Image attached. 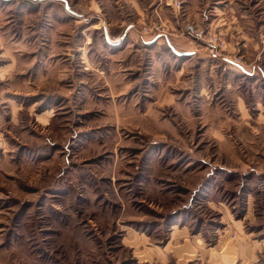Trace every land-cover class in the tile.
<instances>
[{
	"label": "rangeland",
	"instance_id": "rangeland-1",
	"mask_svg": "<svg viewBox=\"0 0 264 264\" xmlns=\"http://www.w3.org/2000/svg\"><path fill=\"white\" fill-rule=\"evenodd\" d=\"M71 1L83 9L89 0ZM184 1L168 4L172 18L183 14ZM245 3L248 25L260 21L264 33V0ZM155 8L135 30L179 36L171 18ZM68 14L61 16L72 23ZM207 41L217 46L216 56H230L219 31ZM211 46L206 51L213 55ZM156 49L150 77H139L124 95L114 94L105 80L90 79L81 93L65 83L39 122L47 105L32 108L26 73L13 111L0 104V264H179L171 250L197 238L219 251L226 240L237 243L231 247L238 256V241L246 238L260 245L251 264H264L259 112L245 117L235 94L214 95L207 62L198 78L189 73L182 86L165 81L180 62L169 50ZM232 57L245 63L240 54ZM159 88L175 100L162 103ZM194 247L201 257L202 249Z\"/></svg>",
	"mask_w": 264,
	"mask_h": 264
},
{
	"label": "crops",
	"instance_id": "crops-1",
	"mask_svg": "<svg viewBox=\"0 0 264 264\" xmlns=\"http://www.w3.org/2000/svg\"><path fill=\"white\" fill-rule=\"evenodd\" d=\"M245 1L185 0L183 14L172 18L168 6L171 0H89L83 9L71 0H0V104H7L13 111L17 105L13 96L24 88L21 80L26 73H30L29 94L34 96L32 108L47 105L36 116L39 122L48 118L45 116L48 104H55L65 83L78 87L81 93L90 79L94 84L105 80L114 94L124 95L139 77H150L154 61L152 49L160 47L169 50L180 62L173 73L170 70L165 81L178 80L182 86L189 73L194 74L193 79L198 78L203 73L202 63L207 62L208 79L212 81L209 90L214 95L219 91L221 96L235 94L236 105L245 117L249 111L259 112L256 119L259 126L264 123V33L260 21L254 28L248 25V12L241 9ZM153 8L171 18L179 36L146 35L135 30L150 21ZM63 11L74 19L72 23L68 22L70 18L61 16ZM24 23L30 27L29 35L22 31ZM57 31L62 34L61 38ZM215 31L226 41L225 54L230 56L222 58L207 53L206 48L211 45L207 39ZM188 39L195 44L188 43ZM234 54L242 55L245 63L235 62ZM165 67L162 64L161 71ZM136 72L137 79L129 76ZM155 75L165 79L163 73ZM234 79L238 81L236 85L231 83ZM244 89H248L247 93ZM164 91L159 88L156 93L163 99L162 103L175 100L169 93L163 96ZM251 92L258 95L252 96ZM219 104L216 101V106ZM203 240L183 241L171 250L172 254L179 264L196 260L197 264H251L254 250L260 246L241 239L238 256L237 251H232L237 243L232 246L226 240L223 243L226 246L219 251L205 248ZM195 244L202 249L201 257ZM155 254L164 260L160 253Z\"/></svg>",
	"mask_w": 264,
	"mask_h": 264
},
{
	"label": "built area",
	"instance_id": "built-area-1",
	"mask_svg": "<svg viewBox=\"0 0 264 264\" xmlns=\"http://www.w3.org/2000/svg\"><path fill=\"white\" fill-rule=\"evenodd\" d=\"M152 28H150V27H148V26H145L144 27V30L145 31H148V30H151ZM212 46V48H211V52H212V54L214 55V56H216L217 54H219V50H216L215 48L217 47L216 45H214V43L212 42V44H211ZM235 62H238V60L236 59V60H234ZM239 63V62H238Z\"/></svg>",
	"mask_w": 264,
	"mask_h": 264
}]
</instances>
